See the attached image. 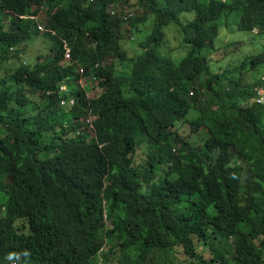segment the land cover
<instances>
[{"label": "trees", "instance_id": "1", "mask_svg": "<svg viewBox=\"0 0 264 264\" xmlns=\"http://www.w3.org/2000/svg\"><path fill=\"white\" fill-rule=\"evenodd\" d=\"M1 68L0 264H264V0H0Z\"/></svg>", "mask_w": 264, "mask_h": 264}, {"label": "rangeland", "instance_id": "2", "mask_svg": "<svg viewBox=\"0 0 264 264\" xmlns=\"http://www.w3.org/2000/svg\"><path fill=\"white\" fill-rule=\"evenodd\" d=\"M186 15H191V17H189V18H187L186 19V22L188 21V20H192L193 18H194V13H191V14H186ZM193 16V17H192ZM44 19V17H42V16H40L39 17V20H41V19ZM169 28V27H168ZM167 28V29H168ZM232 31V30H231ZM234 32V31H233ZM236 34H240V33H237V32H235ZM178 32L176 31V28L175 27H171L170 29H169V31H168V42H167V44H168V47L170 46V47H173V48H175V47H177V44L178 43H180V41H178V39H176L177 37H178ZM237 37H239V35L237 36ZM234 38H236L235 37V35L233 34V33H231V32H229L226 28H223V30H222V33H221V38H220V40L221 41H218V43H217V46L218 47H224V46H227L230 42H233L234 40ZM237 41V39H235V42ZM241 42H243V41H237V46H242V44H241ZM245 43H246V45H248L249 43H248V41H245ZM182 45V44H181ZM246 45L245 46H243V47H241L242 49H241V51H238V52H241L242 53V51L243 52H245V50H246ZM129 47V49H130V54L131 55H133L132 53H135V51L133 52V50H132V46L131 45H129L128 46ZM254 48V47H253ZM3 49H5V48H3ZM177 49H179V48H177ZM239 50V49H238ZM254 50H255V48H254ZM237 51V50H236ZM257 51V50H256ZM46 52V51H45ZM176 52H180V50H177ZM33 53H35V51H34V49H33ZM235 54H237V53H235ZM218 55V54H217ZM216 55V56H217ZM215 56V57H216ZM214 57V58H215ZM31 59V58H30ZM11 65H13V62H11L10 63ZM222 69H223V67H221ZM3 73H6V71H5V69H4V72ZM96 94H97V91H92L90 94H89V96L90 97H92V96H96ZM194 116V113H191L190 114V117L192 118ZM184 132L186 133L187 132V130H184ZM183 133V132H182Z\"/></svg>", "mask_w": 264, "mask_h": 264}, {"label": "clouds", "instance_id": "3", "mask_svg": "<svg viewBox=\"0 0 264 264\" xmlns=\"http://www.w3.org/2000/svg\"><path fill=\"white\" fill-rule=\"evenodd\" d=\"M192 17H193V16H192ZM33 18H34V17H33ZM256 50H257V49H256ZM68 55H69V53H67L65 57H67ZM9 66H11V65H9ZM11 67H12V66H11ZM6 68H7V67H6ZM3 72H4V68H1V69H0V74L3 73ZM81 72H82V71H81ZM78 84H79V86H81V88L85 87V85H86V79H85L84 77H81V78L79 79V81H78ZM261 94H264V91H262ZM259 98H260V97H257L256 102L264 108V106L258 102ZM86 122H87L89 125H91V121H90L89 118L86 119Z\"/></svg>", "mask_w": 264, "mask_h": 264}, {"label": "built area", "instance_id": "4", "mask_svg": "<svg viewBox=\"0 0 264 264\" xmlns=\"http://www.w3.org/2000/svg\"><path fill=\"white\" fill-rule=\"evenodd\" d=\"M258 102L264 106V94H260Z\"/></svg>", "mask_w": 264, "mask_h": 264}]
</instances>
